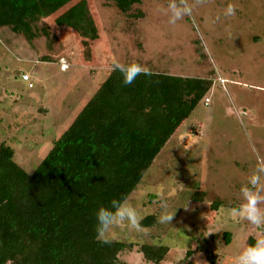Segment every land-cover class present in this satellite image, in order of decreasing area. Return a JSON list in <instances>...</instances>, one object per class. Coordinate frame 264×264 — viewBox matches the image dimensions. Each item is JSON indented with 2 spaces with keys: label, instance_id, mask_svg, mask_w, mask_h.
Masks as SVG:
<instances>
[{
  "label": "rangeland",
  "instance_id": "obj_1",
  "mask_svg": "<svg viewBox=\"0 0 264 264\" xmlns=\"http://www.w3.org/2000/svg\"><path fill=\"white\" fill-rule=\"evenodd\" d=\"M77 3L86 21L92 22L90 14L103 29L105 47L95 49L98 65L95 42L75 39L77 30L85 33L72 26L80 13L64 24L58 17L67 8L32 27L30 38L9 29L0 33L11 41L0 38V144L15 151L26 172H34L115 63L210 85L208 106L200 103L127 199L138 223L154 215L156 225L136 229L125 222L106 238L167 247L161 264H238L250 237L264 239V227L241 215L242 188L261 197L258 207L264 212V174L255 186L249 183L264 163V0H142L130 15L110 0L65 5ZM229 3L236 13L225 17ZM170 4L191 13L170 23ZM38 53L53 62L36 60ZM81 54L86 56L79 60ZM199 192L203 200L193 201ZM217 202L220 207L213 210ZM162 203L176 212L169 224L158 222ZM225 233L231 235L229 244ZM188 252L193 254L187 259ZM120 263L152 264L137 251L121 253Z\"/></svg>",
  "mask_w": 264,
  "mask_h": 264
},
{
  "label": "trees",
  "instance_id": "obj_2",
  "mask_svg": "<svg viewBox=\"0 0 264 264\" xmlns=\"http://www.w3.org/2000/svg\"><path fill=\"white\" fill-rule=\"evenodd\" d=\"M69 1L0 0V28L30 38V21L38 17L67 8L59 18L68 22L83 12L79 3L66 6ZM110 1L125 15L142 2ZM83 15L75 16L72 26L83 27L85 33L77 30L80 36L94 40L98 29L91 15V23ZM142 16L139 12L137 17ZM148 73L125 86L121 73L112 69L31 174L17 163L10 146L0 144V264H121L120 254L133 251L148 263L164 262L167 247L102 244L95 238L97 208L127 201L178 129L208 99L210 85L204 82ZM191 129L196 133L200 127ZM203 197L199 192L192 199ZM219 207L218 202L211 206ZM156 222L151 215L139 226L154 227ZM225 240L230 243L229 233ZM255 242L248 239L249 246Z\"/></svg>",
  "mask_w": 264,
  "mask_h": 264
},
{
  "label": "clouds",
  "instance_id": "obj_3",
  "mask_svg": "<svg viewBox=\"0 0 264 264\" xmlns=\"http://www.w3.org/2000/svg\"><path fill=\"white\" fill-rule=\"evenodd\" d=\"M169 7L172 9V16L170 18V23H175L177 20L181 19L184 15H189L191 9L188 7L177 8L175 4H170ZM236 13V8L232 3H229L224 9L225 17H232ZM114 71L121 73L123 79L122 83L125 86L131 85L137 76L143 74L148 75L149 73L138 64H121L115 63L113 66ZM259 174H264V163H261L255 169L254 175L250 178L249 183L255 186L259 182ZM242 195L246 203L241 208V215L249 223L256 227H264V212L260 210L258 204L261 201V197L256 194L254 195L247 188H242ZM162 209L161 215L158 218V222L161 224L171 223L175 213H170L166 211L167 205H161ZM96 219V240L99 243L106 244L108 239L107 234L114 227H118L125 222L131 228L138 229V216L127 201H117L113 200L108 206L101 205L97 208L95 212ZM238 264H264V239H259L254 245L249 246L243 250L238 258Z\"/></svg>",
  "mask_w": 264,
  "mask_h": 264
},
{
  "label": "crops",
  "instance_id": "obj_4",
  "mask_svg": "<svg viewBox=\"0 0 264 264\" xmlns=\"http://www.w3.org/2000/svg\"><path fill=\"white\" fill-rule=\"evenodd\" d=\"M78 13H80V17L82 18L84 15H83V13H85V11H83V12H80V11H78ZM90 15V14H89ZM50 17H52V15L50 16ZM50 17H44V16H41V17H38L37 18V20H35V21H30V26L31 27H33L34 28V26H35V28H36V24L37 23H39L41 20H43V19H48V18H50ZM58 17H63L62 16V14H60ZM78 18H79V16H78ZM92 20L94 21V19H93V17H92ZM64 21H62V23H63ZM65 23V22H64ZM63 23V24H64ZM94 26H96V28H97V24H96V22L94 21ZM99 26V25H98ZM5 29H9L10 31H11V29L10 28H0V33H2V31L3 30H5ZM103 29H101V25L99 26V29L97 30L98 31V33H97V38L96 39H94L93 41L95 42V45H94V48H93V56H94V59L93 60H96V59H98L97 57H98V51L97 50H95V49H97L98 47H99V49H101V47L104 49V38H102V31ZM44 31V34H47L48 32L46 31V30H43ZM11 32H13V31H11ZM78 33V32H77ZM14 34L15 35H17V33H15L14 32ZM19 35V34H18ZM80 35H79V33H78V35H77V38H75L77 41H79L80 40V37H79ZM0 38H2L3 40L5 39V38H3L2 36H0ZM83 40H86L87 41V39H85V38H83V37H81ZM1 39V40H2ZM7 39V43L10 45L11 44V41L8 39V38H6ZM5 39V40H6ZM100 52H102V51H100ZM106 52V51H105ZM38 55L39 56H37V58H36V60H49V62H53V61H50L51 59L50 58H48V56H45V55H40L39 53H38ZM27 55L25 54L24 55V57H26ZM86 55H84V54H81V59H79V60H82L84 57H85ZM46 57V58H45ZM97 62H96V65H98L99 64V61L98 60H96ZM62 69H64V67L62 68ZM112 69H113V67H112ZM111 69V70H112ZM110 70V71H111ZM110 73V72H109ZM108 73V74H109ZM108 74H107V76H108ZM104 80H106V77H105V79ZM103 82V81H102Z\"/></svg>",
  "mask_w": 264,
  "mask_h": 264
},
{
  "label": "built area",
  "instance_id": "obj_5",
  "mask_svg": "<svg viewBox=\"0 0 264 264\" xmlns=\"http://www.w3.org/2000/svg\"><path fill=\"white\" fill-rule=\"evenodd\" d=\"M22 78H23V80L26 81V82H29V81H30V79H29V77H28L27 75H23ZM29 87L32 88L33 85H32V84H29ZM209 103H210L209 99H206V100H205V105L208 106Z\"/></svg>",
  "mask_w": 264,
  "mask_h": 264
}]
</instances>
